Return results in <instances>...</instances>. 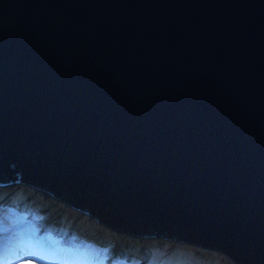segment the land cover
I'll return each instance as SVG.
<instances>
[{
    "label": "water",
    "instance_id": "1",
    "mask_svg": "<svg viewBox=\"0 0 264 264\" xmlns=\"http://www.w3.org/2000/svg\"><path fill=\"white\" fill-rule=\"evenodd\" d=\"M0 198L264 264V0H0Z\"/></svg>",
    "mask_w": 264,
    "mask_h": 264
},
{
    "label": "rangeland",
    "instance_id": "2",
    "mask_svg": "<svg viewBox=\"0 0 264 264\" xmlns=\"http://www.w3.org/2000/svg\"><path fill=\"white\" fill-rule=\"evenodd\" d=\"M4 201H0V242L5 243L7 238L10 235V242L12 245H18L21 241V230H23V224L28 223L27 220L22 219L23 215H27V211L25 213H9L10 210H15L14 208L7 205H3ZM4 206V207H3ZM46 213H54V200L47 205H44L40 210L31 209L30 212V220L32 222H37V219H46ZM28 216V215H27ZM43 225V223H40ZM8 230V231H6ZM10 231V233H9ZM185 244L184 247H180L177 243L168 242L158 250H156L152 254V262L150 264H204L203 261L200 260L199 255L200 252H209L212 255L210 260L207 259L205 264H238L234 260H232L227 254L220 250H205L199 251L197 249H190L188 243ZM195 248V246H191ZM110 253L115 251L114 243H110L109 250ZM3 253V252H2ZM29 255L34 257H39L37 259H23L17 262H13L11 264H53L46 263L44 258L48 257L39 252H35V248L26 252ZM7 258L11 257L10 255L5 256ZM109 257V256H108ZM51 259H61L57 256H52ZM62 262V261H61ZM65 264V262H62ZM74 263V264H92L89 262H82L78 259L69 260L66 264Z\"/></svg>",
    "mask_w": 264,
    "mask_h": 264
},
{
    "label": "trees",
    "instance_id": "3",
    "mask_svg": "<svg viewBox=\"0 0 264 264\" xmlns=\"http://www.w3.org/2000/svg\"><path fill=\"white\" fill-rule=\"evenodd\" d=\"M61 222H62V220H60ZM63 223V222H62ZM78 225V224H77ZM64 226L65 227H67V228H71V224H64ZM79 226H81V225H79ZM56 227V226H55ZM86 230V228H83V227H81L79 230H77L78 232H84ZM54 232H56V234L57 235H62V231H57L56 229H54ZM90 232H92V233H94V232H97V234L99 233L100 234V231H95V230H92V231H90ZM127 242H128V244L126 245L125 244V241H123V248L125 249V250H127V251H129V252H131L132 253V258H133V263L132 264H134L135 262H138L139 260H140V256L142 255V253H141V251H140V248L139 247H137V246H134L136 243H138V242H135L136 240H133V239H128V240H126ZM111 242V238L108 236V234H105L104 236H103V238L102 239H100L99 241H97V242H95V243H93L92 244V247L94 248H90V249H88V248H83L82 249V253H83V255H84V258H88V259H91V253H93V250L95 251V249L97 248V251H95V252H97V254H98V252H100V251H102V250H108V247H106L107 246V244L108 243H110ZM158 244L157 243H153L150 247H148V248H150V249H148L147 251L148 252H150L151 250H153L152 252H154V248L157 246ZM179 246V245H178ZM96 247V248H95ZM180 247H184V246H180ZM129 248H131V249H129ZM64 250L65 251H68V248L67 247H64ZM203 251V250H202ZM81 252V251H80ZM151 252V253H152ZM199 258H200V260L201 261H203L204 262V264L206 263V261H207V259L208 260H210V258H212V255H211V253H209V252H200V255H199ZM92 260V259H91Z\"/></svg>",
    "mask_w": 264,
    "mask_h": 264
},
{
    "label": "clouds",
    "instance_id": "4",
    "mask_svg": "<svg viewBox=\"0 0 264 264\" xmlns=\"http://www.w3.org/2000/svg\"><path fill=\"white\" fill-rule=\"evenodd\" d=\"M1 200H3V198H0V201ZM8 201H10V200H8ZM11 202H13V203H15V204H17V205H13V206H10V207H12V208H14L15 210H10L12 213H14L13 211H18V210H20L21 211V213H25L26 211H27V215L25 214V216H26V218L28 219V220H30V212H31V209H33V210H35V211H37V210H40L44 205H47V204H50L51 202H48V203H46V204H43V205H41V206H39V207H33V206H29V205H26V204H22V203H18V202H14V201H11ZM22 204V205H21ZM3 205H5L4 203H3ZM21 206V207H20ZM34 223V226H35V228H37L38 230L40 229V228H42V225L40 224V223H37V222H33ZM62 236H64L66 239V241H68V240H71L72 242H74V237H71V236H67V235H63L62 234ZM171 242H173L174 244L175 243H177V245H179L180 244V246H184L185 244H183L184 243V241H180V240H176V239H172L171 240ZM90 242H80L79 244L81 245V246H83V245H85V244H89ZM185 243H187V242H185ZM190 246H188L190 249H197V250H199V245H195V244H191V243H188ZM191 246H195V248H193V247H191ZM202 247V246H201ZM203 249H205V250H209L210 248H206V247H203ZM221 251V250H220ZM114 252H116V251H114ZM113 252V253H114ZM223 252V251H222ZM226 254V253H225ZM229 256V255H228ZM230 257V256H229ZM232 260H234L235 262H237L238 264H243V263H241V262H239V261H237V260H235V259H233L232 257H230Z\"/></svg>",
    "mask_w": 264,
    "mask_h": 264
},
{
    "label": "bare ground",
    "instance_id": "5",
    "mask_svg": "<svg viewBox=\"0 0 264 264\" xmlns=\"http://www.w3.org/2000/svg\"><path fill=\"white\" fill-rule=\"evenodd\" d=\"M0 264H11V261L7 257H5L4 254H1L0 255Z\"/></svg>",
    "mask_w": 264,
    "mask_h": 264
},
{
    "label": "snow or ice",
    "instance_id": "6",
    "mask_svg": "<svg viewBox=\"0 0 264 264\" xmlns=\"http://www.w3.org/2000/svg\"><path fill=\"white\" fill-rule=\"evenodd\" d=\"M33 258H39V257H33Z\"/></svg>",
    "mask_w": 264,
    "mask_h": 264
}]
</instances>
